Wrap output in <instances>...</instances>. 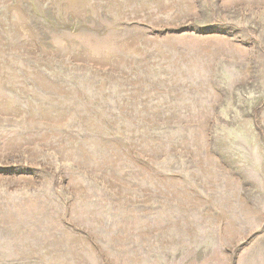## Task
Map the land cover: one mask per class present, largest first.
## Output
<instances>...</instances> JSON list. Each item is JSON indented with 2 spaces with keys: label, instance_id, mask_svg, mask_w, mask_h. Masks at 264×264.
<instances>
[{
  "label": "rangeland",
  "instance_id": "rangeland-1",
  "mask_svg": "<svg viewBox=\"0 0 264 264\" xmlns=\"http://www.w3.org/2000/svg\"><path fill=\"white\" fill-rule=\"evenodd\" d=\"M0 264H264V0H0Z\"/></svg>",
  "mask_w": 264,
  "mask_h": 264
}]
</instances>
